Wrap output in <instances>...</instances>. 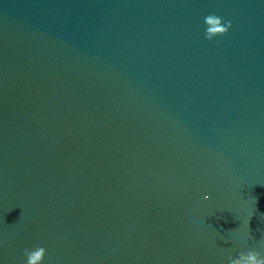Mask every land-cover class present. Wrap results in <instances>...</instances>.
Here are the masks:
<instances>
[{"label":"water","instance_id":"obj_1","mask_svg":"<svg viewBox=\"0 0 264 264\" xmlns=\"http://www.w3.org/2000/svg\"><path fill=\"white\" fill-rule=\"evenodd\" d=\"M0 264H264V0H0Z\"/></svg>","mask_w":264,"mask_h":264}]
</instances>
